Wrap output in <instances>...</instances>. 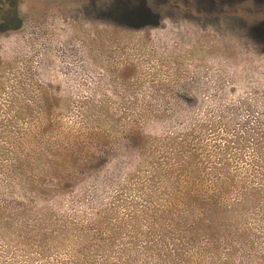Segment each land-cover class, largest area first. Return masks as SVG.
Wrapping results in <instances>:
<instances>
[{"label": "rangeland", "instance_id": "374dc122", "mask_svg": "<svg viewBox=\"0 0 264 264\" xmlns=\"http://www.w3.org/2000/svg\"><path fill=\"white\" fill-rule=\"evenodd\" d=\"M0 264H264V0H0Z\"/></svg>", "mask_w": 264, "mask_h": 264}, {"label": "trees", "instance_id": "16d2710c", "mask_svg": "<svg viewBox=\"0 0 264 264\" xmlns=\"http://www.w3.org/2000/svg\"><path fill=\"white\" fill-rule=\"evenodd\" d=\"M145 9L147 10V12H144ZM118 10L120 11L121 17L132 21L153 18L156 17V15H158L157 13H153V11L147 8L138 9L136 7H131V8L125 7Z\"/></svg>", "mask_w": 264, "mask_h": 264}]
</instances>
